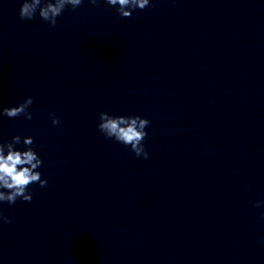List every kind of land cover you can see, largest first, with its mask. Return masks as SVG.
Listing matches in <instances>:
<instances>
[{"label":"clouds","instance_id":"obj_1","mask_svg":"<svg viewBox=\"0 0 264 264\" xmlns=\"http://www.w3.org/2000/svg\"><path fill=\"white\" fill-rule=\"evenodd\" d=\"M110 6L117 7V12L123 18H129L132 11L139 8L145 9L149 6L150 0H104ZM84 0H23L19 9L21 20H32L39 11V16L51 27L57 24V18L67 7L75 10L81 6ZM88 3L97 5L99 0H88ZM33 104V99L28 97L18 106L5 107L0 111V116L16 118L23 115L26 119H32V113L28 108ZM50 119L54 126L59 125L61 120L54 113H50ZM150 121L140 116H113L107 112L99 114L98 131L107 139L130 147L136 157L148 159L149 153L145 150L144 140L147 136L145 129ZM21 142V136L15 135L11 141L0 143V202L9 205L15 204L17 199L30 202L32 194L29 188L34 183L41 187L47 185L46 179H41V173L37 171L43 164L36 151L31 145L34 144L32 137L23 138V144L27 146L24 151L15 149V145ZM262 202L254 206L259 207ZM264 216V213H262ZM0 222L11 223V220L0 211Z\"/></svg>","mask_w":264,"mask_h":264}]
</instances>
